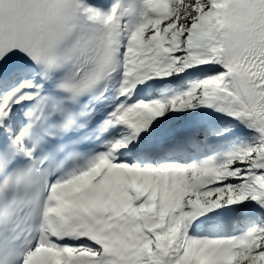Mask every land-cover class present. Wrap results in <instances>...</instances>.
I'll return each instance as SVG.
<instances>
[{
	"label": "snow or ice",
	"instance_id": "1",
	"mask_svg": "<svg viewBox=\"0 0 264 264\" xmlns=\"http://www.w3.org/2000/svg\"><path fill=\"white\" fill-rule=\"evenodd\" d=\"M0 264H264V0H0Z\"/></svg>",
	"mask_w": 264,
	"mask_h": 264
}]
</instances>
